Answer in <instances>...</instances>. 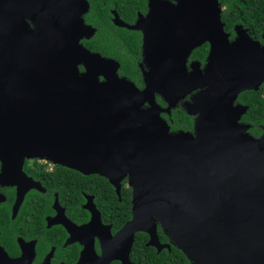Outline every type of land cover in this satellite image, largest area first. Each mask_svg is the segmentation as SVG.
I'll use <instances>...</instances> for the list:
<instances>
[{
    "label": "water",
    "instance_id": "obj_1",
    "mask_svg": "<svg viewBox=\"0 0 264 264\" xmlns=\"http://www.w3.org/2000/svg\"><path fill=\"white\" fill-rule=\"evenodd\" d=\"M76 1L71 14L80 31L88 3ZM54 5L41 0L32 15L25 0H0L2 179L33 181L22 170L24 158L98 174L118 189L128 177L134 218L120 233L130 238L129 248L135 232L150 230L157 215L191 257L264 264V136L251 135L250 125L240 122L249 106L234 104L240 92L264 82V44L241 24L232 40L220 0H178L163 28L173 53L181 49L173 69L183 70L182 61L203 43L210 51L200 73L206 89L188 106L189 113L200 112L197 136L172 134L159 109L142 107L147 100L154 105L150 80L141 91L118 74L100 81L87 63L88 71L80 72V60L92 55L79 34L71 51L70 40L62 47L70 12ZM28 17L35 28L28 29ZM186 78V91L198 87Z\"/></svg>",
    "mask_w": 264,
    "mask_h": 264
},
{
    "label": "flooded vegetation",
    "instance_id": "obj_2",
    "mask_svg": "<svg viewBox=\"0 0 264 264\" xmlns=\"http://www.w3.org/2000/svg\"><path fill=\"white\" fill-rule=\"evenodd\" d=\"M86 1L88 8L82 15L85 28L80 31L71 14L77 9V1L55 0L54 5L55 9L70 12V18L67 15L65 19L67 31L62 47L67 48L66 41L70 40L71 51L79 34V44L92 55L88 56V61L80 60V72L88 71L87 63L89 69L98 74L100 81L105 82L108 75L118 74L141 91L148 87L150 80L152 95L149 98L153 97L154 105L147 100L142 107L159 109L170 133L197 136L200 112L191 114L188 106L206 89L201 85L200 73L205 70L210 44L206 42L195 47L182 61L185 65L183 70L173 69L175 52L165 43L168 32L163 28H166L171 16L170 9L178 0ZM40 3L41 0H25L27 13H37L41 9ZM150 14L152 20H149ZM26 22L28 29L35 28L30 17ZM149 35H152L151 43L150 47H146ZM230 38L233 40L235 36ZM77 50L75 44V54ZM178 51L175 54L181 56V49ZM173 75L178 77L174 80ZM184 76H187V83L197 84L198 87L186 91L189 87L183 85ZM159 89H166V95ZM259 91L264 99V82L257 89L240 92L234 104L250 108L248 103L243 102V95L246 93V97L250 98L252 92ZM247 112L241 116L240 122L250 125L248 132L251 135L264 136V121L258 125L261 132L254 134L253 124L245 119ZM3 165L0 158V264L216 263L200 253L191 257L184 243L157 215L152 216L154 224L148 223L150 230L135 232L129 248L130 238L120 233L134 218V187L129 184L128 177L123 179L118 189L108 178L101 176L110 184H97L94 188V184H83L74 179L76 173L84 176L98 174H84L75 169L71 172V168L62 169V165L47 159L24 158L22 170L33 181L11 179L10 175L9 179H2ZM16 166L18 168L20 163ZM60 171L62 177L74 179L53 180L52 174ZM123 193L130 197L128 212L123 205Z\"/></svg>",
    "mask_w": 264,
    "mask_h": 264
},
{
    "label": "trees",
    "instance_id": "obj_3",
    "mask_svg": "<svg viewBox=\"0 0 264 264\" xmlns=\"http://www.w3.org/2000/svg\"><path fill=\"white\" fill-rule=\"evenodd\" d=\"M221 4L225 7L222 12V20L225 23V30L231 34V37L236 35L235 26L238 24L243 25L248 29L249 34L255 38L264 42V0H220ZM246 93L243 95V102L248 103L250 108L245 116V119L253 124L252 132L254 134H259L261 130L259 129V124L264 121V99L262 92H252L251 97H246ZM62 169L66 167L61 166ZM71 172L75 170L69 169ZM53 180L58 181H68L74 178L62 177V172H57L52 174ZM78 176V177H77ZM83 184H94L96 188L97 184H110L105 178L92 175L84 176L82 174L76 173V178L74 179ZM124 208L126 212L129 211V198L123 193ZM106 197V193L103 195V199ZM110 197V195H108ZM126 202V203H125Z\"/></svg>",
    "mask_w": 264,
    "mask_h": 264
}]
</instances>
